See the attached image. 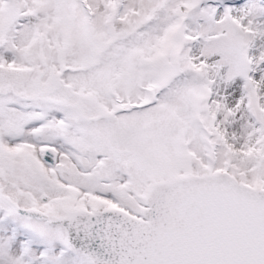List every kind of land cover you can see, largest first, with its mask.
Masks as SVG:
<instances>
[{
    "label": "snow or ice",
    "instance_id": "obj_1",
    "mask_svg": "<svg viewBox=\"0 0 264 264\" xmlns=\"http://www.w3.org/2000/svg\"><path fill=\"white\" fill-rule=\"evenodd\" d=\"M0 264H264V0H0Z\"/></svg>",
    "mask_w": 264,
    "mask_h": 264
}]
</instances>
